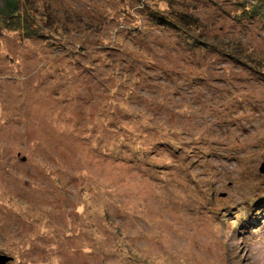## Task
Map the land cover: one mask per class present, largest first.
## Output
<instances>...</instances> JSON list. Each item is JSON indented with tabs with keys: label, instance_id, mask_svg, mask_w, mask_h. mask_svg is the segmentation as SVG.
I'll use <instances>...</instances> for the list:
<instances>
[{
	"label": "rangeland",
	"instance_id": "obj_1",
	"mask_svg": "<svg viewBox=\"0 0 264 264\" xmlns=\"http://www.w3.org/2000/svg\"><path fill=\"white\" fill-rule=\"evenodd\" d=\"M30 1L60 40L0 34L7 264H264V82L226 89L250 67L190 50L137 2ZM166 1L194 10L203 40L264 68L262 24ZM202 67L213 87L188 88Z\"/></svg>",
	"mask_w": 264,
	"mask_h": 264
},
{
	"label": "trees",
	"instance_id": "obj_2",
	"mask_svg": "<svg viewBox=\"0 0 264 264\" xmlns=\"http://www.w3.org/2000/svg\"><path fill=\"white\" fill-rule=\"evenodd\" d=\"M17 1L18 10L11 15L0 16V34L5 32L7 34H16L19 33V35L22 37L20 38L22 42H26L28 39H38L42 40L46 43V46L50 49L55 48V42L59 41L60 39L56 36V33L49 30H46L47 28H44L43 23L37 22L36 16H29L30 8L28 4L31 2L30 0L24 2V4H21L20 0ZM120 1H133L139 3L144 9H142V12H145V14L149 17V20L156 26L160 27H166V28H174L175 30L180 31L179 34L181 35V40L188 41V46H190V50H193L195 52L196 49H211V53L213 55H219L220 57L224 58L223 56L229 57L232 59L233 64L240 65L244 64V67H250L248 70V74L246 76H238L239 79L236 78L234 74H232V78L229 79L230 75L225 76L222 78L223 84H225L224 87L229 90L231 85H236L237 81H254V80H260L264 82V68H261L260 65L258 66L257 62H251L248 63L245 58V55L242 54H231L229 52H226L222 47L216 45L213 42H210L209 40L204 39L203 40V33L200 32H192L188 25L192 26H199L198 24L199 19L194 18L190 13L194 11L193 9H188V12L186 13L183 9H180L181 5H173L170 2L166 0H159L161 3H164L166 5L167 10H162L158 6H155L154 8L148 4V0H120ZM196 2L200 5L201 2L203 4H206L209 10H213L212 12V18L223 16L224 18H230V20L235 24V22L238 25H242L244 30L253 29V27L259 26V24H262L264 26V0H196ZM32 5V3H31ZM183 10V11H180ZM28 11V12H27ZM0 12L1 9H0ZM3 13V12H2ZM0 13V15H2ZM31 13V12H30ZM35 14V13H34ZM25 15V16H24ZM27 15V16H26ZM32 19V20H31ZM41 25V26H40ZM43 26V27H42ZM246 26V27H244ZM4 33V35H5ZM132 34V33H131ZM2 36V35H1ZM55 50V49H54ZM219 60L217 58L216 60L212 59L211 57L207 58L208 64H216L215 61ZM206 63V62H205ZM204 70L203 74H200L199 77L195 78V80L189 84L190 88L193 85H209L208 87H213L212 82L207 80V74H209V71H207L204 67H202ZM251 76V77H249ZM210 77V76H209ZM227 80V81H225ZM189 82V81H188ZM251 83V82H250ZM221 90H218L220 92ZM238 105L239 107H243V109H247V106H250L251 103H245L244 99L238 98ZM247 101V100H246ZM221 108L218 109V111H215L216 119H221L220 113L223 111L225 106L221 105ZM223 113H225L223 111ZM224 119V118H223ZM176 150V149H175ZM178 150H183L182 147L178 148ZM177 151V150H176ZM245 208H243L244 210ZM248 210V209H247ZM251 218V215H249ZM250 223V219L248 220Z\"/></svg>",
	"mask_w": 264,
	"mask_h": 264
},
{
	"label": "water",
	"instance_id": "obj_3",
	"mask_svg": "<svg viewBox=\"0 0 264 264\" xmlns=\"http://www.w3.org/2000/svg\"><path fill=\"white\" fill-rule=\"evenodd\" d=\"M0 9L3 14L11 15L16 12L19 8L17 6L16 0H0ZM264 172V168L262 169V173ZM10 261V258L5 256H0V264H7Z\"/></svg>",
	"mask_w": 264,
	"mask_h": 264
}]
</instances>
